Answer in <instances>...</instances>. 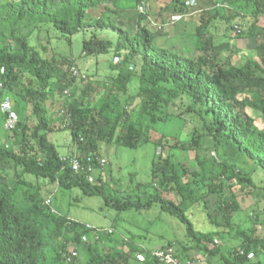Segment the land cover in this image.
<instances>
[{"label":"trees","instance_id":"obj_1","mask_svg":"<svg viewBox=\"0 0 264 264\" xmlns=\"http://www.w3.org/2000/svg\"><path fill=\"white\" fill-rule=\"evenodd\" d=\"M224 2L240 11L228 17V21L245 14L247 9L253 10L254 15L264 13V0ZM171 4L175 13L186 15L189 12L187 0H171ZM97 5L94 0H8L2 7L4 11L0 13L3 17L8 14L16 21H30L37 27L51 25L60 33L70 36L91 29L116 31L119 34L116 50L124 66L122 77L115 84L117 89L126 93L128 83L134 75V62L140 58L143 84L139 88L138 97L163 100V93L168 92L177 99L187 98L190 104L181 115H199L207 123L205 130L215 141L216 150L225 139L253 161L257 169L264 170V131L257 130L254 119L244 113L250 107L259 110L264 116V99L259 96L264 91V68L253 62H248L243 67L220 66L217 61L219 46L213 44L209 37V28L218 16L201 14L195 35L201 45L202 56L192 59L157 47L155 34L140 24L145 18L143 15L138 18L135 34L116 25L109 17L107 22L105 19L90 21L87 13ZM232 29L234 30V26ZM83 45L84 56L87 53L106 55L113 48L111 40L102 38L84 40ZM73 65L67 58L58 60L56 57H44L24 34L11 32L10 40L2 34L0 36L1 85L16 97L17 103L25 99L30 104L36 119L30 139L37 147V153H32L27 147V125L13 128V148L0 143V264H70L67 263L71 256L68 249L70 244H75L76 249L85 252L84 264H106L99 244L86 243L84 239H89L94 233L101 241L111 240L114 230L105 233L89 228L84 223L52 212V201L50 205H46L47 200H39L36 195H23L21 189L26 175L56 183L65 190L78 187L84 196H99L107 206L119 212H144L158 205L162 212L168 213L184 225L187 238L195 244L197 250L205 243L214 244V234L198 231L187 212L202 205L208 214V197H218L214 203L215 211L221 217L220 225L230 231L235 230L233 218L242 208L237 195L233 194L234 189L238 187L243 194L250 195L258 188L250 174L229 165L225 160L214 156L200 158L198 155L196 169L190 170L181 168L169 156L161 157L152 169L154 192L144 201L138 194L113 193L106 184L93 183L91 173L75 172L72 169L69 160L73 157H61L56 145L49 140L52 124L45 105L56 93L66 95L65 92L68 91L71 97L69 90L77 79L71 71L75 67ZM251 66L261 75L252 76ZM25 74L31 78L30 85L25 84ZM248 92L254 96H245ZM1 95L0 93V98ZM94 105H88L86 115H79L78 118L75 114L80 110L78 106L70 108L73 114L65 108L62 111L66 115H72L75 140L90 153L77 157L82 165H86L84 159L87 156H91L99 165L96 153L101 143L111 145L122 136L121 145L129 147L130 136L135 130L142 133L147 142L154 141L155 135L161 137L159 140L167 138L150 126L123 125L130 120V116L111 96ZM142 108L145 109V105ZM4 118L5 114L0 112V126ZM163 119L167 120L168 117ZM151 122L156 125L159 121L153 116ZM154 144L163 150L162 142ZM8 170H14L18 178L10 180L4 176L3 173ZM230 192L232 197L228 196ZM235 233L244 241L243 251L238 253L234 250L230 257H223V262L250 264L251 258L259 255L257 250L263 246L262 240L246 231L235 230ZM123 242L134 258L143 257V264H162L151 255L156 250H172L180 261L194 262L188 260L190 249L174 242H168L155 250ZM76 249L74 251L77 253ZM204 251L212 256L220 254L218 247L204 248ZM125 254L127 253L122 251L115 252L109 257L117 262ZM263 259L259 261L261 264H264Z\"/></svg>","mask_w":264,"mask_h":264},{"label":"rangeland","instance_id":"obj_2","mask_svg":"<svg viewBox=\"0 0 264 264\" xmlns=\"http://www.w3.org/2000/svg\"><path fill=\"white\" fill-rule=\"evenodd\" d=\"M94 1L98 5L88 11L87 17L90 21L105 19L107 22L106 19L109 17V20L114 21L116 25L123 26L130 34H135L138 18L143 15L145 18L140 24L155 34L157 47L166 48L192 59L202 56L201 45L195 35L201 14L216 15L218 18L214 19L209 28V37L213 44L219 46L217 61L220 66L243 67L248 62H253L264 68V13L254 15L253 10L247 9L245 14L228 21V17L240 11H236L224 0H187L189 12L186 15L175 13L171 0ZM6 2L8 0H0V12L4 11L2 7ZM234 25L241 28L240 34L234 32L232 29ZM11 32L28 36L31 44L44 57L69 59L80 74L69 90L71 97L56 93L45 105L52 124L48 137L56 145L61 157L90 155L86 147L83 148L76 142L72 115L62 113L64 108L68 111L71 107H80L75 113L78 118L79 115H86L88 105L93 106L108 96L120 103L130 116V120L125 121L123 125L150 126L159 134L167 136L159 140L161 137L155 135L154 141L147 142L146 137L135 130L130 136L129 147L121 145L122 136L118 138L119 141L111 145L101 143L96 153L99 165L90 176L93 183H104L113 193L138 194L144 201L154 192L152 169L163 156H169L172 161L179 163L181 168L190 170L196 169V156L199 155L200 158L214 156L250 174L258 190L246 195L238 187L234 189L233 194L237 195L242 210L234 215L233 226L235 230L249 232L262 240L263 246L257 250L259 255L253 256L250 260V264H261L259 261L264 258V170L257 169L253 161L225 139L216 150L215 141L206 133L207 123H204L197 114L181 115L190 104L187 98L177 99L168 92L163 93V100L138 97L139 88L143 84L140 58L134 62V75L128 83L126 93L117 89L115 84L122 77L124 66L116 50L119 37L116 31L91 29L70 36L60 33L51 25L37 27L30 21L24 19L16 21L10 15L3 17L0 13V36L2 34L10 40ZM92 38L109 39L113 42V48L106 55L87 53L84 56L83 42ZM250 74L257 77L261 75L254 66L250 67ZM24 80L25 84H31L29 75L25 74ZM0 93L2 94L0 112L5 114L0 126V143L5 147L13 148V128L27 125V147L32 153H37V147L30 139L32 127L36 125L30 104L25 99L17 103L16 97L2 88L1 79ZM245 96L250 98L254 94L248 92ZM259 96L264 99V91ZM143 105L145 109L142 108ZM71 112L73 114V111ZM244 113L254 119L257 130L264 131V116L259 110L248 107ZM153 116L159 121L156 125L151 122ZM166 117L168 119L164 120L163 118ZM154 142H162L163 150L156 147ZM3 175L10 180L18 178L14 170H8ZM23 181L22 194L36 195L44 202L51 199L56 214L105 233L113 229L111 240L101 241L94 233L89 239H84L86 243L99 244L101 253L106 258V264H143V257L134 258L128 253L129 247L124 245L123 241L131 242L146 250H155L168 242H174L178 246L189 248L188 260H193L196 264H225L223 257H230L234 250L238 253L243 251L244 241L236 235L235 230L230 231L220 225L221 217L215 211L214 203L218 197H208L210 203L208 214L202 205L187 212L198 231L214 234V244L205 243L200 246V250H197L195 244L187 238L184 225L168 213L162 212L158 205L144 212H119L107 206L99 196H84L78 187L65 190L56 183L30 175L24 176ZM233 194L230 192L228 196L232 197ZM75 247V244H70L68 249L75 250ZM214 247L220 250L219 255L212 256L204 251V248ZM76 251L78 257L72 264H84L85 252L79 248ZM121 251L127 254L118 258L117 262L109 257L111 253Z\"/></svg>","mask_w":264,"mask_h":264},{"label":"built area","instance_id":"obj_3","mask_svg":"<svg viewBox=\"0 0 264 264\" xmlns=\"http://www.w3.org/2000/svg\"><path fill=\"white\" fill-rule=\"evenodd\" d=\"M141 10H143V8H141ZM234 32L236 34H240L241 33V28L238 25H234ZM71 71L73 72V74L77 77H80L78 70L75 67L71 68ZM65 94L67 96L70 95V93L67 91L65 92ZM86 161V165H82L81 162L77 159V157H73L69 160V164L72 167V169L75 172H85L87 174L92 173L96 166L97 163L94 161V159L91 156H87L86 159H84ZM46 205H50L51 204V200H47L45 202ZM52 212H54V210H52ZM55 213V212H54ZM89 228H92L90 226H88ZM71 256L67 259V263H71L77 256V253L74 250L70 251ZM151 255L153 258L157 259L160 263L162 264H196L195 262H191V261H180L178 258H176L175 254L173 253L172 250H156V251H152Z\"/></svg>","mask_w":264,"mask_h":264}]
</instances>
